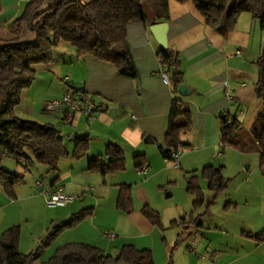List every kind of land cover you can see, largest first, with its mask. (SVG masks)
I'll return each instance as SVG.
<instances>
[{
    "label": "crops",
    "instance_id": "0c3cea01",
    "mask_svg": "<svg viewBox=\"0 0 264 264\" xmlns=\"http://www.w3.org/2000/svg\"><path fill=\"white\" fill-rule=\"evenodd\" d=\"M169 4L168 45L180 53L184 83L192 90L188 96L175 92L171 80L166 81L163 77V72L169 74V77L170 72L162 62L159 55L161 47L151 31L152 25L161 22L155 19L146 0H143V19L131 23L127 34L139 73L137 78L120 74L113 63L94 55L78 58L75 48L67 43H61L56 49L52 63L35 67L37 79L30 88L24 90L21 103L16 108L18 116L42 124H53L61 132L71 154L76 136L89 135L91 144L83 157L75 158L71 155L59 161L58 180L54 185H51L54 175L49 172L48 167L37 165L34 168L35 163L32 167L39 175L31 173V180L33 178L34 182L26 183L25 177L22 184L24 188L20 184L15 186V192L22 191L29 195L28 191L31 189L45 197L36 185V181L41 179L47 187H63L67 193L78 196L75 202L51 213L39 230L32 229L31 236H25L23 225L20 224L22 252L24 249L35 250L49 227L67 222L72 214L92 207V216L75 227L65 229L49 248L41 251V257L52 256L58 246L68 242L89 243L111 255L119 254L124 245L133 244L138 248L150 247L154 254V264L155 247H158L163 254L161 263L168 264V247L160 242L165 237L158 238V228L143 215L141 209L150 199L149 188L153 184L162 187L160 183L166 162L159 146L165 145L170 105L172 99L177 97L190 107L197 127L196 134L189 132L182 136V152L217 151L219 146L220 151L213 153L214 160H204L206 162L203 167L224 166L223 174L230 183L229 190L222 195L224 197L219 196L210 208H207L205 198V203L201 206L203 213L198 214L201 220L194 222L196 228L193 227V221L197 214L180 220L192 223V229L177 245V255L174 258L172 256L171 264H179L177 256L185 253V250L190 251L188 253L192 256L186 264H264V241L260 242L249 236L250 233L264 232V195H254V190L260 191L261 182H256L253 188L251 186L254 179L250 178V174L244 177L238 171L232 176L225 175L231 166L228 164L231 156L239 157L246 163L250 161V155L258 154L260 157V154L256 150L244 152L235 151L231 147L223 148L220 139L219 142L216 139V135L220 138L224 115L237 117L246 129H250L263 109V102L256 97L254 91L258 74L252 80L250 67V58L254 55L251 52L252 32L258 29L257 23H254L255 19L250 13L251 17H243L245 15L242 13L236 29L224 36L207 25L192 2L169 0ZM21 11L22 0H0V28L19 17ZM245 21L247 24L243 27L241 22ZM225 82L229 83L234 100L226 96ZM72 89L85 90L103 108L94 112L91 117L62 108L53 112L46 111L45 103L48 100L60 98ZM196 141L203 147L195 144ZM108 144H116L123 149L126 169L106 175L88 170V161L104 155ZM137 153H144L148 158V171L145 175L139 174L135 167L134 156ZM194 154L193 159L202 155ZM182 158L183 161L179 160V167L190 162L188 157ZM241 165L237 168L233 166V170L240 169ZM259 166L257 168L264 177V165L259 162ZM171 167L166 165V168ZM247 170H252V164L247 165ZM29 171L32 172L33 169ZM194 171H198V168L188 177ZM236 179L241 180L238 185L246 184L247 187L241 193L235 189L234 194H230L231 185ZM122 184L132 187L134 209L130 213L117 208ZM30 198L25 197L26 200ZM227 203L230 205L225 207ZM216 208L222 211L212 221L210 218ZM202 218L205 219L204 222ZM27 221L30 222L29 219ZM102 227L107 233H115L116 236L106 237ZM188 227L189 225L184 224L177 226L175 242L178 235ZM213 227L219 231L213 233ZM8 228H4L2 233ZM193 252L196 253V259Z\"/></svg>",
    "mask_w": 264,
    "mask_h": 264
},
{
    "label": "trees",
    "instance_id": "16d2710c",
    "mask_svg": "<svg viewBox=\"0 0 264 264\" xmlns=\"http://www.w3.org/2000/svg\"><path fill=\"white\" fill-rule=\"evenodd\" d=\"M192 2L205 19L207 25L226 36L236 29L240 15L248 12L264 31V0H177ZM147 6L159 22L170 19L169 0H146ZM143 19V0H30L22 14L0 28V184L5 191L15 195L16 185L25 182V175L16 174L2 167L3 154L24 163L29 171L39 163L48 167L54 176L51 185L58 180L59 161L70 157H83L90 148L89 135L76 136L74 150L66 148L61 132L53 124H42L18 116L17 106L21 103L24 90L37 79V65H47L55 60V51L61 43H67L81 58L94 55L113 63L122 75L139 76L131 48L128 43V26ZM175 92L184 83L180 53L169 47L159 50ZM258 78L254 84L256 97L263 102V109L250 129L235 116L222 117L220 141L223 148L233 147L240 151H258L264 165V46L256 61ZM193 126V113L181 98H173L168 114L165 145L159 146L164 158H172V152L183 147L182 134ZM135 167L148 165L144 153L134 156ZM127 167L123 149L108 144L104 155L88 161L87 169L103 175L124 171ZM224 166L206 165L202 177L213 192L210 208L218 196L228 190L229 179L223 174ZM188 178L187 190L194 194L193 212L205 203V194L198 174ZM230 203L225 204L228 207ZM117 208L125 213L134 209L131 185H120ZM143 215L157 228L163 229L160 212L145 204ZM94 208L87 207L72 214L66 222L51 226L40 239L37 248L29 253L20 250L21 227L14 225L6 229L0 239V264H154V254L149 248L124 245L119 254H107L102 248L85 242H68L58 246L52 256L41 261V251L49 248L67 228H72L92 216ZM201 216L194 217V222ZM179 222L174 220L172 225ZM180 224L189 225L178 235L177 246L184 235L192 229L185 219ZM201 224V223H200ZM264 241V232L249 234ZM165 240V238H164ZM173 249L168 264L172 263Z\"/></svg>",
    "mask_w": 264,
    "mask_h": 264
},
{
    "label": "rangeland",
    "instance_id": "374dc122",
    "mask_svg": "<svg viewBox=\"0 0 264 264\" xmlns=\"http://www.w3.org/2000/svg\"><path fill=\"white\" fill-rule=\"evenodd\" d=\"M89 1V0H88ZM28 1H22V11L24 10L26 3ZM22 14V13H21ZM243 17H251V15L248 12H243ZM251 19V18H250ZM254 23H257L258 29L255 32H252V47H251V52L253 58H250V67L252 69V80L255 79V77L258 74V66H257V59L260 55V52L264 46V31L260 28L259 23L254 20ZM242 26H246V21L241 22ZM254 49V50H253ZM192 132L193 134L197 133V127L194 123L193 119V126L192 128L187 132ZM185 134V133H184ZM182 134V136L184 135ZM191 135V134H190ZM216 139L219 142V137L216 135ZM200 147H203L201 143H196ZM218 144V143H217ZM220 147L217 146V151H187L182 152L180 155L181 161H183L182 157H188L190 159V162L188 164H182L183 167H175L172 163L171 168H166V165L164 166V175L161 178V183L162 187H157L155 184H153L149 188L150 192V199L147 201L153 209L157 210L160 212L161 215V222L163 225V229L158 228L157 233H158V238L162 239L163 237L166 238V240H160L161 243H164V246L168 247V254H166V260L168 263L169 257H170V251L173 249V258L175 255H177L176 249L178 248L177 246H174V242L177 236V226L180 225V220L183 218L189 219L191 213L193 212V200L195 198L194 194L190 193L187 190L188 186V175L193 172L194 169L198 168V174L200 178V184L203 187V191L205 194L206 198V203L212 200L213 197V192L209 190L207 181L202 177V169L204 160H214L213 158V153L215 154L220 151ZM230 149H233L235 151H240L236 148L231 147ZM201 152V153H200ZM195 153V154H194ZM193 154L195 156H198V154H202L201 156L199 155L197 158L193 159ZM206 158V159H205ZM250 161H247L246 163H243L242 160L239 159V157H234L231 156L230 160L228 161V164H231L229 171L225 173V175L232 176V174H237L238 171H240V174H242L244 177L248 174H250V178L252 177L254 179V182L251 187L255 188L256 182H261V185L259 186L260 191L254 190V195H264V177L262 176L261 172H259L257 167L259 166L260 162V157L258 154H252L249 157ZM203 162V163H202ZM209 162V161H208ZM22 163H18L17 160L13 157L10 156H5L2 159V167L6 170H9L11 172H14L16 174H21L25 175L26 177V183L29 182L32 183L34 182V179L32 178L31 180V175L33 174L34 176L39 175L37 172L34 170V168L38 166L40 167H46L45 165L37 163L34 168H30L31 170L33 169L32 172L30 171H25L24 166ZM243 164V165H241ZM252 164V170L248 171L247 170V165ZM241 165L240 169L238 170H233V166L237 168V166ZM225 171V168L223 172ZM32 173V174H31ZM45 174V173H44ZM41 180V179H40ZM156 182V181H155ZM241 182L240 179H236V181L231 185V192L230 194H234V190L237 189L238 193H241L245 188L247 187L246 184L238 185L237 183ZM230 183V182H229ZM24 184V183H22ZM20 184L19 186L24 188V185ZM29 190V186L27 188ZM229 190V186H228ZM227 190V191H228ZM15 191V190H14ZM29 195L25 194L24 192H15V195L13 196L11 193H8L5 191L4 187L0 184V239H1V234L2 230L6 227H11L14 225H23V231L25 236L27 237L28 235L31 236V230H39L41 226H43V221L45 222V219L51 215V213L60 210L61 208H49L46 203L45 197L41 196L38 192L34 193L31 191V189L28 191ZM170 195V196H169ZM224 195V193L220 194L219 196ZM226 195V194H225ZM218 196V197H219ZM25 197H31L30 199H25ZM222 205V204H221ZM214 214L212 218H210L212 221H214L218 216L220 215L221 211L220 209H215ZM200 212V213H199ZM203 213V208L195 212V214H202ZM27 219L30 220L28 223ZM174 219H178L179 223L177 225H172V222ZM201 219L199 218L197 223ZM202 221L204 222L205 219L202 218ZM6 226V227H5ZM21 227V225H20ZM193 227L196 228V226L193 223ZM106 233V229H103ZM219 229H216V227L212 228L213 233L218 232ZM28 234V235H27ZM183 244V243H182ZM185 247V245H183ZM158 247H155V254H156V264H163L161 259V251L157 249ZM150 249V247H149ZM185 253H181L177 256V260H179V264L183 263L186 264L188 258L190 259L192 256L189 254L188 250H185ZM29 253L31 251H27V249H24L23 253ZM113 252V251H112ZM115 252H113L114 254ZM187 253V254H186ZM195 253V252H193ZM165 254V253H164ZM195 259H196V253L194 254ZM49 257L42 256L41 261L47 260Z\"/></svg>",
    "mask_w": 264,
    "mask_h": 264
},
{
    "label": "built area",
    "instance_id": "2783aa9c",
    "mask_svg": "<svg viewBox=\"0 0 264 264\" xmlns=\"http://www.w3.org/2000/svg\"><path fill=\"white\" fill-rule=\"evenodd\" d=\"M30 1V0H22ZM240 53V51H238ZM163 77L166 81H170L169 74L163 72ZM225 94L230 100H234L233 91L228 82H225ZM58 108L65 109L68 112H82L88 116H92L94 112L103 108V105H99L91 99V97L83 89H72L67 91L62 97L54 98L48 100L45 103L46 111L53 112ZM182 150H175L172 152V158H165L167 167L172 166L177 167L179 165V157ZM8 156L3 154V158ZM138 173L141 175L147 174V166L137 169ZM36 185L41 189L42 194L46 198V203L49 208L66 207L69 204L75 202L78 198L77 195L67 193L63 187L50 188L45 185L43 180H37ZM106 237H115V233H104Z\"/></svg>",
    "mask_w": 264,
    "mask_h": 264
},
{
    "label": "water",
    "instance_id": "95a60500",
    "mask_svg": "<svg viewBox=\"0 0 264 264\" xmlns=\"http://www.w3.org/2000/svg\"><path fill=\"white\" fill-rule=\"evenodd\" d=\"M168 29L169 25L167 22L157 23L151 26L153 32L160 47L165 50L168 48ZM192 92L191 88L185 83L179 85L178 93L181 96H188Z\"/></svg>",
    "mask_w": 264,
    "mask_h": 264
}]
</instances>
